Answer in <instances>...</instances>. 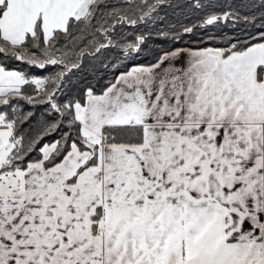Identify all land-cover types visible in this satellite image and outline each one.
<instances>
[{
  "label": "snow or ice",
  "instance_id": "obj_1",
  "mask_svg": "<svg viewBox=\"0 0 264 264\" xmlns=\"http://www.w3.org/2000/svg\"><path fill=\"white\" fill-rule=\"evenodd\" d=\"M0 264H264V0H0Z\"/></svg>",
  "mask_w": 264,
  "mask_h": 264
},
{
  "label": "trees",
  "instance_id": "obj_2",
  "mask_svg": "<svg viewBox=\"0 0 264 264\" xmlns=\"http://www.w3.org/2000/svg\"><path fill=\"white\" fill-rule=\"evenodd\" d=\"M162 15H163V13H162ZM150 29H152L151 25H149L148 28L141 27L139 30L147 33ZM133 31H134V29L131 28V27H128L126 29V32H128V33H132ZM184 43H188L187 38L185 39ZM164 46H168L167 43L163 40V38L156 36L154 34V29H153V34L149 37L148 43H147V48L145 49L146 53L149 52L152 49L157 48V47H164ZM55 70H58V69H55ZM85 72L88 74V79L91 80L92 79V75H91L92 66L89 65L85 69ZM80 75H83V74H80ZM80 75L73 76V78H72L73 79V83H75L78 80H80Z\"/></svg>",
  "mask_w": 264,
  "mask_h": 264
}]
</instances>
